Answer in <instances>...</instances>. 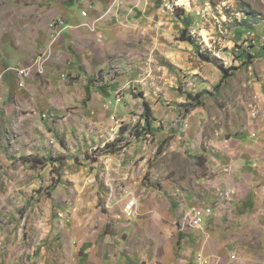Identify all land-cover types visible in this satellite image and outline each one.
<instances>
[{
    "label": "rangeland",
    "instance_id": "374dc122",
    "mask_svg": "<svg viewBox=\"0 0 264 264\" xmlns=\"http://www.w3.org/2000/svg\"><path fill=\"white\" fill-rule=\"evenodd\" d=\"M54 1L0 0V47L7 38L52 31L49 24L61 18L50 17ZM85 2L83 9L95 6ZM102 2L106 10L90 33L101 42L107 28L110 47L91 80L106 82L98 87L104 102L91 109L104 118H61L55 138L42 142L44 153L20 156L24 167L15 172L26 177L8 206L30 226L23 234L33 240L49 227L62 264L73 260L65 248L69 229L85 220L90 232L80 236L96 239L90 264H264L263 217L245 215L247 229L231 231L229 191L239 186L234 160L249 159L247 148L257 146L264 160V0ZM79 25L64 20L57 32ZM50 54L39 56L46 63ZM14 68L20 67L5 71L16 74ZM255 162L240 166L242 179L258 177ZM151 192L177 208L173 232L168 214L161 210L157 218L141 207ZM191 206L210 207L212 214L198 228L179 230L176 223ZM232 251L237 259H230Z\"/></svg>",
    "mask_w": 264,
    "mask_h": 264
},
{
    "label": "crops",
    "instance_id": "0c3cea01",
    "mask_svg": "<svg viewBox=\"0 0 264 264\" xmlns=\"http://www.w3.org/2000/svg\"><path fill=\"white\" fill-rule=\"evenodd\" d=\"M91 1L95 6L88 17L81 14L87 2L85 0H80L76 7L68 6L63 0L54 1L52 6H55V10L53 9L50 17H61L66 23L79 25L103 15L106 10V6L103 7V0ZM55 30L46 29V34H43L44 32L27 34L28 37L24 41L15 42L13 38H7L2 48L0 47L1 72L8 67L29 70V75L22 78L23 86L19 85L20 78L13 72L5 71L0 81V264H62L60 244H56L57 238L52 239L49 227L42 235V230H39V236L33 240L26 237L23 231L30 230V226L26 228L22 226L23 223L15 219L14 207L8 206L9 201L17 195L15 192L19 187L17 182L24 180L21 175L25 176L22 172H15V168L24 167V162L20 160L21 155L44 153L41 149L42 142L51 135L55 138L54 129L60 127L61 118L81 117L91 121H102L104 118L103 111H96V108L93 111L91 108L94 107L93 104L98 106L104 102L98 87L106 82L96 83L91 80L100 69L98 65L103 64L104 55H107V49L110 47L109 30L107 28L106 31L103 30L104 39L99 42L96 35L79 25L64 29L54 42L50 39ZM107 38L108 41L104 42ZM50 43L53 44L50 46ZM44 51L51 53L46 63L44 55L39 56V53ZM88 82H94V85L91 86ZM20 140L26 141L27 144H24L22 149L17 146ZM248 149L251 151L249 159L234 160L235 172L232 179L239 186L231 185L229 189L235 211L230 222V230L234 232L247 229V224L242 220L245 215H260L264 220V160L259 157L260 150L257 146L252 145L246 150ZM254 161L255 165L259 166L258 170L260 169L257 170L258 177H255L253 172L252 180L246 177L242 179L240 166L246 163L247 169ZM25 163L30 164L28 160ZM2 167H10L9 172L2 170ZM71 177L78 179L73 173ZM151 194L152 199L156 198L158 203L155 205L151 199L147 201L148 206L141 207L151 210L152 215L157 218L161 217V210L168 214L170 222L167 227L173 232L171 219L176 218L177 208L172 199L168 196L161 198L155 192ZM144 195H148L146 191ZM88 222L90 223V220H85V224L75 222L69 229V245L65 248L73 255L71 264L91 263L90 256L95 248L96 239L91 243L93 239H82L80 236L82 232H90ZM47 225L43 224L41 228L45 229ZM262 226L264 228V222ZM262 249L261 255L264 257V243ZM247 257L250 260L253 258L251 254L248 256V253ZM111 263L113 262H108Z\"/></svg>",
    "mask_w": 264,
    "mask_h": 264
},
{
    "label": "built area",
    "instance_id": "2783aa9c",
    "mask_svg": "<svg viewBox=\"0 0 264 264\" xmlns=\"http://www.w3.org/2000/svg\"><path fill=\"white\" fill-rule=\"evenodd\" d=\"M92 6L89 5L88 8L86 9H83L82 10V15L85 16V17H88L89 16V12L91 10ZM94 21H96V18L93 20V21H86V22H83L81 24V26L87 28L90 32L91 31H94L95 30V26L94 24H92ZM64 24V20L62 18H58L56 20H52V22L49 24L50 27L52 29H57L58 27H62V25ZM71 27V26H70ZM60 34V32H57V30H55V34H52V36L54 38L58 37V35ZM14 71L16 72L17 76L20 78V81H19V85L20 86H23V81H22V78L26 77L27 75H29V70L27 68H14ZM3 77V73H0V79ZM133 204H134V201H130L127 206L125 207V211L127 212L128 215L131 214V209L133 207ZM129 209V210H128ZM212 214V210L210 207H203V206H191L190 208H188L184 215H183V218H182V222H178L176 223L177 225V228L179 229L180 227L181 228H185V227H190V228H198L200 227L204 221H205V218L208 216V215H211ZM180 226V227H178ZM180 228V229H181ZM179 229V230H180ZM199 259L203 262V263H206L207 259L206 257L203 258L201 254H199ZM229 257L230 259H237V253L235 251H232L230 254H229Z\"/></svg>",
    "mask_w": 264,
    "mask_h": 264
},
{
    "label": "trees",
    "instance_id": "16d2710c",
    "mask_svg": "<svg viewBox=\"0 0 264 264\" xmlns=\"http://www.w3.org/2000/svg\"><path fill=\"white\" fill-rule=\"evenodd\" d=\"M185 39H187V38H185ZM223 71H224V68H221Z\"/></svg>",
    "mask_w": 264,
    "mask_h": 264
}]
</instances>
